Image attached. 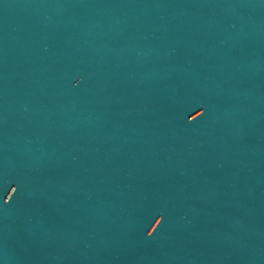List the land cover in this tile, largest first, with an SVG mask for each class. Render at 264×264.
I'll list each match as a JSON object with an SVG mask.
<instances>
[{"label": "water", "instance_id": "95a60500", "mask_svg": "<svg viewBox=\"0 0 264 264\" xmlns=\"http://www.w3.org/2000/svg\"><path fill=\"white\" fill-rule=\"evenodd\" d=\"M0 264H264V0H0Z\"/></svg>", "mask_w": 264, "mask_h": 264}]
</instances>
